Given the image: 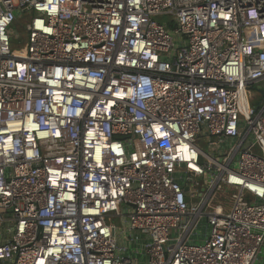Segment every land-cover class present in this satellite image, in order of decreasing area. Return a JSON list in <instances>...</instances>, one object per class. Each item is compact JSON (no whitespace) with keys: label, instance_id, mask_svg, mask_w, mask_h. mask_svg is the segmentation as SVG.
I'll return each mask as SVG.
<instances>
[{"label":"built area","instance_id":"built-area-1","mask_svg":"<svg viewBox=\"0 0 264 264\" xmlns=\"http://www.w3.org/2000/svg\"><path fill=\"white\" fill-rule=\"evenodd\" d=\"M6 226L3 264H264V0H0Z\"/></svg>","mask_w":264,"mask_h":264},{"label":"rangeland","instance_id":"rangeland-1","mask_svg":"<svg viewBox=\"0 0 264 264\" xmlns=\"http://www.w3.org/2000/svg\"><path fill=\"white\" fill-rule=\"evenodd\" d=\"M172 16L165 14V15H161L159 17H156L157 20H159L162 23H171L172 21ZM15 30L19 31V32H23L20 28H18L17 26H15ZM24 32L26 33V31L24 30ZM22 40L24 41V38H22ZM260 86H253V91H258L260 90ZM197 143L203 147V149L209 153H212L210 150V146L208 144V141L205 138H199L197 139ZM235 146V140H231L229 141V139L226 142L221 143V148L223 150H225L227 153H231L232 149ZM257 151L262 154V152L257 149ZM195 182L198 183L197 186L201 185L203 183V178H196ZM233 193L234 190L232 189H228L227 192H224L223 190H218L215 194L213 199L210 201L209 203V209H219L221 208L223 211H227L230 209V206L233 202ZM117 224L121 225L120 221H117ZM208 219L207 216H205V218L202 220V222L200 223V227L199 229L202 231L201 233H198L196 236L192 235V240H202L206 237V232L208 231ZM3 229L0 227V231H2ZM138 237V238H137ZM136 237V241H134V245L130 247L129 251L127 252V254L131 255L133 258H137L139 260V264H147V257L143 254L140 253L139 251H137L138 248H143L144 245H146V243L148 242V239L145 238V236L141 235V236H137Z\"/></svg>","mask_w":264,"mask_h":264},{"label":"trees","instance_id":"trees-1","mask_svg":"<svg viewBox=\"0 0 264 264\" xmlns=\"http://www.w3.org/2000/svg\"><path fill=\"white\" fill-rule=\"evenodd\" d=\"M27 14L28 13H26V12H24L22 15L25 17V16H27ZM15 26H17L18 28H20L23 32H20V33H24V24H23V22L21 21V19H19L18 21H17V23L15 24ZM22 38H23V35H21L20 37H19V39H15L14 40V42H17L18 40H22Z\"/></svg>","mask_w":264,"mask_h":264},{"label":"crops","instance_id":"crops-1","mask_svg":"<svg viewBox=\"0 0 264 264\" xmlns=\"http://www.w3.org/2000/svg\"><path fill=\"white\" fill-rule=\"evenodd\" d=\"M2 231H0V241L8 237V226L2 227Z\"/></svg>","mask_w":264,"mask_h":264},{"label":"water","instance_id":"water-1","mask_svg":"<svg viewBox=\"0 0 264 264\" xmlns=\"http://www.w3.org/2000/svg\"><path fill=\"white\" fill-rule=\"evenodd\" d=\"M188 188H189V187L187 186V187H186V190H188ZM0 264H3V263L0 261Z\"/></svg>","mask_w":264,"mask_h":264}]
</instances>
